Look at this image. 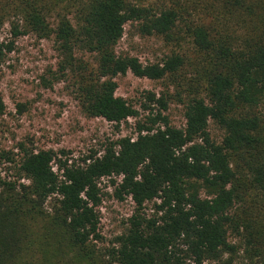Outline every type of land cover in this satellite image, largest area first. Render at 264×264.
Segmentation results:
<instances>
[{
    "label": "trees",
    "instance_id": "1",
    "mask_svg": "<svg viewBox=\"0 0 264 264\" xmlns=\"http://www.w3.org/2000/svg\"><path fill=\"white\" fill-rule=\"evenodd\" d=\"M59 2L0 0V33L8 22L13 37H53L48 86L66 82L87 117L117 128L140 116L116 95L118 76L165 88L145 92L135 136L101 154L20 145L17 179L0 177V264H264V0H75L72 11ZM127 24L170 53L147 64L118 53ZM13 49L0 38V65ZM170 103L183 105V127L171 124ZM104 177L135 210L100 248Z\"/></svg>",
    "mask_w": 264,
    "mask_h": 264
},
{
    "label": "rangeland",
    "instance_id": "2",
    "mask_svg": "<svg viewBox=\"0 0 264 264\" xmlns=\"http://www.w3.org/2000/svg\"><path fill=\"white\" fill-rule=\"evenodd\" d=\"M59 1L61 9H75L69 8L75 0ZM50 21L53 24L57 21L54 12ZM10 28L7 22L0 33L2 40L14 41L13 51L0 65V94L6 104V113L0 117V177L3 179H17L21 144L27 149L65 150L70 158L80 159L95 151L103 153L111 140L135 136L136 120L148 114L142 109V104L147 102L145 92L151 91L159 96L165 88L162 80L137 77L128 72L116 78V95L133 102L140 116L122 122L118 128L103 118L87 117L66 82L54 83L52 87L46 84V79L50 78L48 69H55L58 62L53 37L40 39L34 34L13 37ZM171 49L161 37L139 35L131 24L125 26L116 48L118 53L137 56L145 64L162 61ZM166 114L171 124L185 125L183 105L170 103ZM210 131L216 139L222 134L212 121ZM114 179L120 181L121 177ZM99 185L103 194L97 211L103 239L97 246L101 248L111 245V241L125 231L135 203L131 197L119 200L114 196L109 177L102 178ZM152 207V202L147 203L145 212L148 215L153 212Z\"/></svg>",
    "mask_w": 264,
    "mask_h": 264
},
{
    "label": "built area",
    "instance_id": "3",
    "mask_svg": "<svg viewBox=\"0 0 264 264\" xmlns=\"http://www.w3.org/2000/svg\"><path fill=\"white\" fill-rule=\"evenodd\" d=\"M130 118H132V117H130ZM130 118H129V119H130Z\"/></svg>",
    "mask_w": 264,
    "mask_h": 264
}]
</instances>
